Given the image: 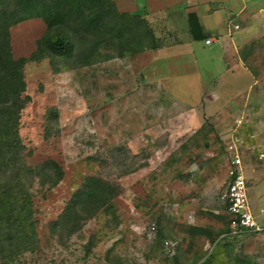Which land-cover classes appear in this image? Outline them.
I'll list each match as a JSON object with an SVG mask.
<instances>
[{"label": "rangeland", "instance_id": "1", "mask_svg": "<svg viewBox=\"0 0 264 264\" xmlns=\"http://www.w3.org/2000/svg\"><path fill=\"white\" fill-rule=\"evenodd\" d=\"M112 1L122 13L143 7L167 48L59 73L47 58L25 64L30 102L18 126L22 155L32 166L53 160L64 176L50 189L32 186L36 244L13 264H195L210 254L209 264H234L235 255L264 264V234L228 232L221 200L228 184L224 143L233 138L250 208L255 213L264 207L255 190H264V17L247 14L257 71L247 90L249 79L240 69L226 71L218 42H188L183 20L174 18L175 32L158 2ZM209 1L215 25L205 31L214 37L231 30L228 21H239L234 16L242 1ZM246 2L258 8L264 0ZM45 29L40 19L12 26L13 58L30 56ZM51 109L58 119L44 139ZM91 175L119 187L116 217L99 215L71 237L52 235L51 223ZM192 226L205 232L194 236Z\"/></svg>", "mask_w": 264, "mask_h": 264}, {"label": "trees", "instance_id": "2", "mask_svg": "<svg viewBox=\"0 0 264 264\" xmlns=\"http://www.w3.org/2000/svg\"><path fill=\"white\" fill-rule=\"evenodd\" d=\"M122 13L112 0H0V263L13 264L36 244L31 188L34 184L48 189L64 176L53 160L29 165L22 155L24 145L18 133L20 113L30 102L24 95L23 69L28 62L45 58L53 73L89 66L112 58L133 56L146 50H157L160 44L152 26L142 14ZM30 19H40L46 29L28 57L14 59L10 45V28ZM190 34L194 40H206L202 27L192 14ZM255 43L242 48L239 55L245 67L255 76L251 64ZM58 113L49 110L44 139L52 135L50 123ZM119 187L98 176L84 178V186L68 200L58 218L51 223L52 235L71 237L86 221L99 215L116 217L114 200ZM226 210V204L223 202ZM191 234L205 230L192 226ZM227 231H230L228 218ZM225 236L222 237V239ZM157 238L162 236L159 231ZM213 242V241H211ZM217 243L214 244V247ZM213 254L195 264H209ZM234 264H260L248 256L235 255Z\"/></svg>", "mask_w": 264, "mask_h": 264}, {"label": "crops", "instance_id": "3", "mask_svg": "<svg viewBox=\"0 0 264 264\" xmlns=\"http://www.w3.org/2000/svg\"><path fill=\"white\" fill-rule=\"evenodd\" d=\"M156 4L158 2V5H161L162 8H166L164 10H161L162 8L158 9L160 12H166L164 13V17L168 20H166V23L172 24L174 30L175 26L177 24L174 21V18L177 16L178 19L176 20H183L184 24V29L186 30L188 36H189V41H203L204 45L205 40H194L191 37L190 34V25L194 24L191 16L194 14L196 16L197 22L200 24V26L203 29L204 34H206V39H211L214 40V42H218L220 46L223 49V58H224V63H225V69L227 72H230L231 74H234L236 72L240 71L244 74V76L249 79L247 83V90L252 88L256 84V78L253 76V74L245 67L239 52L242 48L245 46L249 45L252 42H249V39L251 38V30L250 27L247 24V14L251 15L252 17H257V18H263L264 17V2L260 3L258 8L253 7L252 5L250 6L246 1L247 0H240L242 1V7L239 9V11L235 14V18L239 19L238 22L232 23L231 20L228 21V24H230V28H227L225 33H220L216 34L214 37L210 36L206 31L207 28H210L214 24V21L211 20L210 17L213 16V11L212 9L208 8V4L210 3L209 0H152ZM162 1V2H161ZM161 2V3H160ZM167 7L172 8L173 11L171 13L167 12ZM170 11V10H168ZM162 12V14H163ZM173 17V20H172ZM170 20V21H169ZM165 21V20H164ZM246 24V25H245ZM237 25L238 29H234V26ZM206 30V31H205ZM246 32V34L237 33L238 31ZM176 32V30H175ZM236 35V36H235ZM232 38H234L236 41L234 43L232 42ZM211 43V44H212ZM181 42H178L176 44L170 45V47L177 46L179 47ZM211 44L207 45L210 46ZM169 47V46H168ZM167 48V45H162L159 49L156 51H161L162 49ZM228 58L231 59L230 62H227ZM237 74V73H236ZM217 94L215 93L214 95L211 94V97L216 96ZM262 184V183H261ZM260 185V184H259ZM257 187V186H256ZM255 187V188H256ZM258 194H257V201H264V190L262 192L258 191L257 188L255 189ZM260 192V193H259ZM264 208L262 205L260 206L258 212H253L254 216L256 217L257 221L259 222L260 225L264 226V216L260 215V209Z\"/></svg>", "mask_w": 264, "mask_h": 264}, {"label": "built area", "instance_id": "4", "mask_svg": "<svg viewBox=\"0 0 264 264\" xmlns=\"http://www.w3.org/2000/svg\"><path fill=\"white\" fill-rule=\"evenodd\" d=\"M234 29H238V26L235 25ZM212 42L214 40H205L206 45ZM224 148L227 154L228 184L221 194V200L226 204L225 211L230 220V231L235 234H264V226L259 224L249 205L244 167L237 139L232 138L225 142ZM260 215L264 216V208L260 209Z\"/></svg>", "mask_w": 264, "mask_h": 264}]
</instances>
